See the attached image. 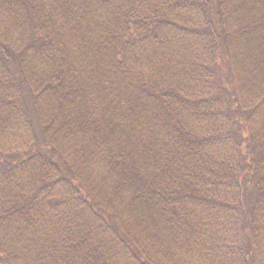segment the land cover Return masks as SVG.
Wrapping results in <instances>:
<instances>
[{
	"label": "trees",
	"instance_id": "16d2710c",
	"mask_svg": "<svg viewBox=\"0 0 264 264\" xmlns=\"http://www.w3.org/2000/svg\"><path fill=\"white\" fill-rule=\"evenodd\" d=\"M0 264H264V0H0Z\"/></svg>",
	"mask_w": 264,
	"mask_h": 264
},
{
	"label": "rangeland",
	"instance_id": "374dc122",
	"mask_svg": "<svg viewBox=\"0 0 264 264\" xmlns=\"http://www.w3.org/2000/svg\"><path fill=\"white\" fill-rule=\"evenodd\" d=\"M211 11V10H210ZM224 20H225V18H224ZM213 22L214 23H217V24H219V20L218 19H213ZM225 24V23H224ZM220 25V24H219ZM228 25V24H227ZM212 28H213V26H211ZM221 77H222V74L219 72V71H217V70H214V78H215V80H216V83H219L220 82V79H221ZM222 84H223V81H222Z\"/></svg>",
	"mask_w": 264,
	"mask_h": 264
}]
</instances>
